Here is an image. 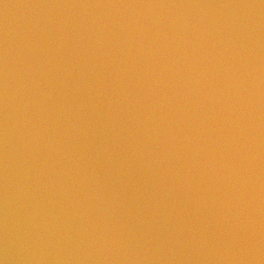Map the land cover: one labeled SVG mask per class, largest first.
Instances as JSON below:
<instances>
[{
	"label": "water",
	"instance_id": "95a60500",
	"mask_svg": "<svg viewBox=\"0 0 264 264\" xmlns=\"http://www.w3.org/2000/svg\"><path fill=\"white\" fill-rule=\"evenodd\" d=\"M0 264H264V0H0Z\"/></svg>",
	"mask_w": 264,
	"mask_h": 264
}]
</instances>
